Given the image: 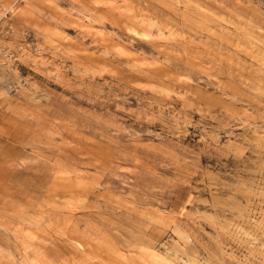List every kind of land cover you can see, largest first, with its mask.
<instances>
[{"label":"rangeland","instance_id":"rangeland-1","mask_svg":"<svg viewBox=\"0 0 264 264\" xmlns=\"http://www.w3.org/2000/svg\"><path fill=\"white\" fill-rule=\"evenodd\" d=\"M0 264H264V0H0Z\"/></svg>","mask_w":264,"mask_h":264}]
</instances>
